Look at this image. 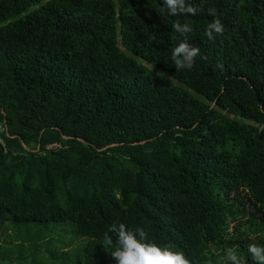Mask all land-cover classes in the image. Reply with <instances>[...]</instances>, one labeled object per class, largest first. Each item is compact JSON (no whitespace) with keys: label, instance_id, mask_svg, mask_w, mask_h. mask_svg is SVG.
<instances>
[{"label":"trees","instance_id":"1","mask_svg":"<svg viewBox=\"0 0 264 264\" xmlns=\"http://www.w3.org/2000/svg\"><path fill=\"white\" fill-rule=\"evenodd\" d=\"M190 2L195 16L173 17L160 0H0V222H72L97 241L76 264H115L101 241L116 221L190 264H225L228 248L253 264L264 0ZM214 18L225 31L209 39ZM177 21L200 49L191 70L172 64Z\"/></svg>","mask_w":264,"mask_h":264},{"label":"clouds","instance_id":"2","mask_svg":"<svg viewBox=\"0 0 264 264\" xmlns=\"http://www.w3.org/2000/svg\"><path fill=\"white\" fill-rule=\"evenodd\" d=\"M197 11V7L190 0H160V12L167 16H195ZM172 28L182 37L172 49V64L178 71L191 70L196 57L200 55L199 47L192 46L188 42L193 31L192 25L177 21L172 24ZM224 31L221 21L214 18L206 26L204 34L209 39H215L216 35H223ZM101 244L110 253L115 264H190L182 251L155 242L139 225L133 227L120 221L113 222L104 233ZM247 251L253 264H264V245L251 243ZM224 257L225 264H246L233 248L226 249Z\"/></svg>","mask_w":264,"mask_h":264},{"label":"rangeland","instance_id":"3","mask_svg":"<svg viewBox=\"0 0 264 264\" xmlns=\"http://www.w3.org/2000/svg\"><path fill=\"white\" fill-rule=\"evenodd\" d=\"M134 57L144 62L142 57ZM150 68L158 71V68L151 65ZM238 206L236 202L235 207ZM248 209L254 218L260 219L253 207L248 206ZM96 242L80 237L70 221L46 224L8 220L0 222V264H76L75 258L91 250Z\"/></svg>","mask_w":264,"mask_h":264},{"label":"built area","instance_id":"4","mask_svg":"<svg viewBox=\"0 0 264 264\" xmlns=\"http://www.w3.org/2000/svg\"><path fill=\"white\" fill-rule=\"evenodd\" d=\"M3 134H7V127L5 124V121L0 119V144L4 146L5 141L3 139ZM57 145H53V146H48L47 149L51 148V147H56Z\"/></svg>","mask_w":264,"mask_h":264}]
</instances>
